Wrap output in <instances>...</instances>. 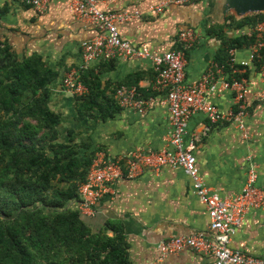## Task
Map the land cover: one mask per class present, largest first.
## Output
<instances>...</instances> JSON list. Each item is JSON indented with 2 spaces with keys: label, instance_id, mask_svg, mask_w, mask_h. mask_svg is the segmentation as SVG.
<instances>
[{
  "label": "crops",
  "instance_id": "crops-1",
  "mask_svg": "<svg viewBox=\"0 0 264 264\" xmlns=\"http://www.w3.org/2000/svg\"><path fill=\"white\" fill-rule=\"evenodd\" d=\"M167 0H117L100 4L102 11L138 12L117 25L119 36L136 47H147L152 55H162L177 48V32L192 27L196 40L186 52L185 82L194 84L209 70L215 71L216 92L208 91L206 99L221 112L237 109L234 92L219 87L220 78H246L248 82V116L244 129L233 122L211 125L202 113L193 114L187 123L184 144L200 136L194 150L199 174L205 184L220 198L242 191L250 163L257 165L256 186L264 194V79L254 64L243 69L237 61L247 57L246 46L224 50V40L242 37L252 25L231 27L235 21L255 13L236 14L227 10L228 0H200L183 6L168 4L161 13L152 8ZM97 34L90 22L73 17L65 0H49L42 14L20 0H0V40L7 42L19 56L39 55L58 73L50 86V108L60 114L59 134L68 141V131L91 140L94 154L106 160L124 159L132 153H154L164 146L167 134L165 95L155 89L156 73L149 61L112 59L93 64L101 99H113L119 86L135 87L144 98L154 99L144 114L121 108L105 120L75 119L77 96L65 90L62 78L82 61V47ZM235 52L230 56L229 52ZM233 58V65L229 59ZM137 81V85H131ZM147 94V95H146ZM117 102V101H116ZM106 103L103 104V108ZM208 129V131H206ZM95 156V155H94ZM78 208L77 202L70 204ZM207 209L195 196L191 179L180 168L163 166L157 173L145 170L134 178H121L109 185L108 192L97 202L93 214L82 215L92 230L105 224L119 230L126 243L130 264H214V258L191 249L161 258L158 244L169 238L208 230ZM112 236L113 232L109 231ZM230 247L249 255L264 257V204L247 212L233 235Z\"/></svg>",
  "mask_w": 264,
  "mask_h": 264
},
{
  "label": "trees",
  "instance_id": "trees-1",
  "mask_svg": "<svg viewBox=\"0 0 264 264\" xmlns=\"http://www.w3.org/2000/svg\"><path fill=\"white\" fill-rule=\"evenodd\" d=\"M226 21L254 25L264 22V13ZM251 41L224 40V50ZM57 77L39 55L19 57L0 40V264H130L119 230L105 224L94 231L70 206L80 201L78 187L95 154L88 137L69 130L68 141L60 138V114L49 106ZM81 81L87 93L76 98L77 121L105 120L118 111L115 100L100 98L90 68Z\"/></svg>",
  "mask_w": 264,
  "mask_h": 264
},
{
  "label": "built area",
  "instance_id": "built-area-1",
  "mask_svg": "<svg viewBox=\"0 0 264 264\" xmlns=\"http://www.w3.org/2000/svg\"><path fill=\"white\" fill-rule=\"evenodd\" d=\"M20 1L42 14L49 0ZM65 1L73 17L90 22L94 25L97 34L83 45L81 63L76 68L65 72L62 78L63 88L77 97H82L87 93V88L81 81V75L93 64L120 58L128 61L146 60L155 70V89L165 95L164 102L168 111L169 130L161 150L149 154L137 151L124 159L113 161L106 160L102 153L95 154L86 180L78 187L80 213L93 214L95 205L108 192L109 185L118 179L138 177L145 170L157 173L163 166L180 168L191 179L193 193L207 209L208 230L213 237L209 238L204 233L198 232L188 236L169 238L158 244L161 258L191 249L198 254L212 256L214 264H264V257L258 258L230 247L231 239L247 212L260 209L264 204V194L256 186L257 165L250 163L246 171L245 184L240 193L222 199L217 192L205 184L199 174L194 150L200 136H193L187 145L183 140L189 118L199 112L211 125L230 121L243 130L244 119L248 116L247 79L220 78L219 87L232 90L237 104V109L223 113L206 99L208 91L216 92L218 89L213 69H209L200 81L194 84L185 82V55L196 40L192 27H185L177 32L176 49L162 55H152L147 47L133 46L123 40L118 33L117 25L139 18L138 12L102 11L98 8L100 4L109 5L117 0ZM197 1L200 0H167L153 7L152 12L159 14L168 4L183 6ZM243 35L252 41L246 47L247 57L236 63L239 67L247 69L255 61L260 62L259 70L264 79V22H256ZM234 52L231 49L230 56ZM233 61V58L229 59L231 65ZM114 96L119 107L133 109L141 114H145L154 101L152 97H142L135 87L119 86Z\"/></svg>",
  "mask_w": 264,
  "mask_h": 264
},
{
  "label": "water",
  "instance_id": "water-1",
  "mask_svg": "<svg viewBox=\"0 0 264 264\" xmlns=\"http://www.w3.org/2000/svg\"><path fill=\"white\" fill-rule=\"evenodd\" d=\"M235 9L236 14L264 13V0H228L227 10Z\"/></svg>",
  "mask_w": 264,
  "mask_h": 264
}]
</instances>
